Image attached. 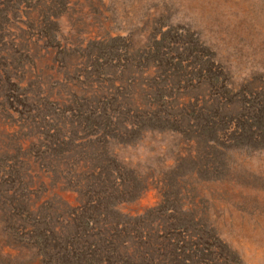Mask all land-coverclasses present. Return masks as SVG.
I'll return each instance as SVG.
<instances>
[{
  "label": "rangeland",
  "instance_id": "374dc122",
  "mask_svg": "<svg viewBox=\"0 0 264 264\" xmlns=\"http://www.w3.org/2000/svg\"><path fill=\"white\" fill-rule=\"evenodd\" d=\"M0 264H264V0H0Z\"/></svg>",
  "mask_w": 264,
  "mask_h": 264
}]
</instances>
